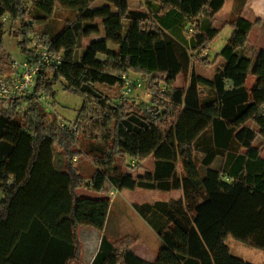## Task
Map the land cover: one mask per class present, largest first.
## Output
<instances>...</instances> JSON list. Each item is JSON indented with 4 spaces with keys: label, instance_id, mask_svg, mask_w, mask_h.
Wrapping results in <instances>:
<instances>
[{
    "label": "trees",
    "instance_id": "obj_1",
    "mask_svg": "<svg viewBox=\"0 0 264 264\" xmlns=\"http://www.w3.org/2000/svg\"><path fill=\"white\" fill-rule=\"evenodd\" d=\"M27 1L43 18L32 16L23 0H0V52L4 16L16 26L12 34L23 54L35 59L31 37L42 20L57 7L77 15L53 39L43 35L52 53L63 54L62 64L38 74L26 106L13 100L0 109V260L80 264L79 230L104 232L111 202L80 196L87 182L78 159L95 165L86 186L95 193H183L133 207L161 242L155 261L138 257L127 238L104 234L92 264H247L232 257L230 237L264 251V157L255 146L264 139V50L254 61L245 53L259 21L238 17L225 24L233 34L211 63L208 49L221 33L214 21L225 0H140L138 9L131 0H103L97 9L90 8L95 0ZM188 26L192 34L185 38ZM93 35L103 38L79 56ZM196 60L204 67L219 62L212 78L194 71ZM130 74L144 81L150 104L122 96L110 106L98 102L94 86L122 90ZM180 76L187 87L176 85ZM57 84L83 100L68 127L40 101L41 94L52 99ZM128 158L138 168L152 158L154 168L135 178L125 171ZM64 187L71 201L51 223Z\"/></svg>",
    "mask_w": 264,
    "mask_h": 264
},
{
    "label": "rangeland",
    "instance_id": "obj_2",
    "mask_svg": "<svg viewBox=\"0 0 264 264\" xmlns=\"http://www.w3.org/2000/svg\"><path fill=\"white\" fill-rule=\"evenodd\" d=\"M24 4L30 8V12L32 16L40 17L39 14H37L31 4L27 0H23ZM99 0H95L90 8L91 9H97L101 7V4L99 3ZM141 4L140 0H132L131 1V7L132 9H138ZM227 10L228 5L225 7ZM226 13V11L224 12ZM223 13V14H224ZM77 15V12L62 9L60 7H57L56 12L52 18H48L45 20H42V23L38 25L37 31L40 34L45 35L49 39H53L58 34H60L65 26L71 22L75 16ZM223 15H221L222 17ZM219 17V19L221 18ZM3 24H4V36H3V46L4 50L0 52V76H9L12 72V64L14 62L21 63L26 58L23 52L21 51L20 46L18 45L19 39L13 37V30L16 28V26L12 25V23L9 20L8 16H4L2 18ZM99 22V21H97ZM96 22V23H97ZM217 27H219V24H216ZM192 27L188 26L183 32V36L185 38H189L190 34H192L191 31ZM103 38L102 35L97 36L93 35L88 39L83 40L82 47L78 51L79 56L83 53L85 48H87L93 41ZM110 51H117V47L109 45ZM208 55V53H207ZM209 57L210 60H214L217 55L212 52ZM102 59H105L102 57ZM197 61V60H196ZM219 65H217L218 67ZM215 66V68H217ZM214 67H204L201 66L198 61L193 64L194 71L199 74L203 75L207 78H212L215 73ZM132 79H135L137 75L130 74L129 75ZM140 77V76H139ZM141 78V77H140ZM255 81L251 80V84L248 85L251 87ZM178 87H187L188 85V78H184L183 76H180L178 78L177 84ZM163 88V87H162ZM94 94L100 98L98 102L100 104H103L104 106H110V104H115L118 102V100L121 97V90L114 88L110 89L107 87H99L94 86L93 88ZM106 98L110 99L109 104L106 102ZM48 100L45 101L44 107L48 112H54L59 117V123L62 126H70L72 125L77 116L78 111L81 109L83 105V100L77 95L68 93L63 90V87L61 84H57L54 87V97L47 98ZM131 101H135L138 104H150L151 103V97L147 93L145 89V85L142 90H136L132 96L129 98ZM104 100V101H103ZM2 109V107H0ZM17 119L20 120L23 123V118L21 116H17ZM255 146L259 147L262 152V156L264 157V141L263 139L259 138L255 142ZM55 163L56 168L58 171H61L63 168V157L59 153H55ZM77 165L79 169L81 170L82 175L86 178V182L91 179V177L95 173V165L90 162V160L87 159H81L78 160ZM144 168V170L150 169L152 166L154 167L153 160H149ZM216 168L218 166H215ZM141 167L136 166V161L131 160L130 158L127 159V168L125 171L128 174H131L133 177H138L139 173L141 171ZM87 185L85 184L82 188V190L86 191ZM125 191V190H124ZM58 199L61 202L62 206H59L58 208L51 209L50 211V217L51 223L56 221V218L58 216H61L63 213V208L66 201L69 199L71 201V198L69 196L67 188H62V190L59 192ZM104 197L108 198L111 202V211L109 215V222L107 225V230L101 233H104L108 236V238L112 241H118L122 238H127L128 241L132 242V248H134L135 252H137L139 255L146 257L147 259H156L158 252L161 247V242L156 235V233L152 230V228L135 212L134 206L135 205H143L146 203L154 204L156 202H168L171 200L179 199L183 197V193L180 191H174L170 193L160 192V191H149V190H143V189H137L135 191H127L126 192H117L113 191L111 192L110 196H107L105 193ZM50 223V224H51ZM54 225V224H53ZM90 228V227H89ZM93 229V228H90ZM100 232V231H99ZM103 234V235H104ZM80 236V234H79ZM96 236V235H94ZM98 237V236H97ZM86 238V236L83 234V239ZM80 239L82 240V237L80 236ZM87 239V238H86ZM91 240V239H90ZM89 240V241H90ZM94 241V238L92 239ZM91 240V241H92ZM96 243V240H95ZM93 245V243H92ZM226 246L229 248L230 253L232 257L239 259L247 264H264V251L257 250L245 243L239 242L232 237L228 238L226 241ZM83 244H82V257L80 264H83L82 259L83 257ZM88 253L90 250L87 248L86 250ZM0 264H8L7 262H3L0 260Z\"/></svg>",
    "mask_w": 264,
    "mask_h": 264
},
{
    "label": "crops",
    "instance_id": "obj_3",
    "mask_svg": "<svg viewBox=\"0 0 264 264\" xmlns=\"http://www.w3.org/2000/svg\"><path fill=\"white\" fill-rule=\"evenodd\" d=\"M99 1H100L99 3L101 4V7H102L104 5V1L103 0H99ZM227 5H228V9L225 10L226 9L225 7ZM196 9H197V6L195 7L194 11ZM225 11H226V13H224ZM221 15H223V16L221 17ZM219 17H221V18L219 19ZM238 17L245 18L251 22L259 21V25L255 26L250 33L249 42H248V44L246 46V50H245L246 55L252 61H254L255 57L262 50H264V0H225L224 7L216 15V18L214 21V26L216 28H220L221 33H220L219 37L209 47V49H208V56L209 57L211 56L210 54L212 52H214L215 55H218L223 50V48L225 47L227 42L230 40L231 35L233 34V29L230 26H226V27H224V26H225V24L233 21L234 19H236ZM216 24H219V27H217ZM25 58H27V56H25ZM213 61L214 60H210L211 63ZM217 65H219V62L217 64L211 66V68L212 67L215 68V66L217 67ZM216 69L217 68H215V71H216ZM139 78H140L139 76L135 77V79H139ZM259 138H261V137H258L257 140ZM261 139H263V138H261ZM263 141H264V139H263ZM151 159L152 158L146 160L144 163L141 164L142 168H141V171L139 173V176H143L146 173L151 172L153 170V168H154L153 166L148 170H146V169L144 170V168L146 167L145 166L146 163ZM78 160H81V159H78ZM78 160H76V161L78 162ZM90 184H91V181L89 179L87 181L86 185L88 186ZM82 188L79 190V194L82 197H87V198H92V199H108V198L104 197L105 193H95L94 191H92V189L90 187H87L86 191L82 190ZM113 191L114 190H112L111 192H113ZM111 192L106 193L107 196H110ZM123 192H126V190ZM172 192H174V191H172ZM179 199H181V198H179ZM179 199H175V200H179ZM108 222H109V218H108ZM108 222H107V225H108ZM107 225H106L105 231L107 230ZM105 231H104V233H105ZM104 233H101L96 229H90L89 227L80 228L79 234L82 237L81 242H82L83 248H84V250H83L84 259H82L83 264H92L97 252L100 249L101 240H102ZM83 234L86 236L87 239L86 238L83 239ZM94 235H96V236H94ZM93 238H94V241L92 240ZM95 240H96V243H95ZM92 243H93V245H92ZM87 248L90 250L89 253L86 251ZM132 250L138 257H140L146 261H149V262L155 261V258L152 260L151 259L149 260L146 257H143V256L139 255L137 252H135L134 248H132Z\"/></svg>",
    "mask_w": 264,
    "mask_h": 264
},
{
    "label": "built area",
    "instance_id": "obj_4",
    "mask_svg": "<svg viewBox=\"0 0 264 264\" xmlns=\"http://www.w3.org/2000/svg\"><path fill=\"white\" fill-rule=\"evenodd\" d=\"M32 49L37 57L23 62H14L9 76H0V107L8 109L13 100H18L22 106H26L27 98L33 93L38 74L47 67H58L62 64L63 54L52 53L43 34L35 33L31 37ZM144 81L132 79L129 75L123 76L122 98L128 99L136 90H142ZM47 97L40 95V101L45 105Z\"/></svg>",
    "mask_w": 264,
    "mask_h": 264
}]
</instances>
